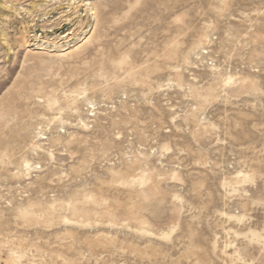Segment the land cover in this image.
I'll list each match as a JSON object with an SVG mask.
<instances>
[{
    "label": "rangeland",
    "instance_id": "rangeland-1",
    "mask_svg": "<svg viewBox=\"0 0 264 264\" xmlns=\"http://www.w3.org/2000/svg\"><path fill=\"white\" fill-rule=\"evenodd\" d=\"M0 264H264V0H0Z\"/></svg>",
    "mask_w": 264,
    "mask_h": 264
},
{
    "label": "bare ground",
    "instance_id": "bare-ground-1",
    "mask_svg": "<svg viewBox=\"0 0 264 264\" xmlns=\"http://www.w3.org/2000/svg\"><path fill=\"white\" fill-rule=\"evenodd\" d=\"M92 8V7H91Z\"/></svg>",
    "mask_w": 264,
    "mask_h": 264
}]
</instances>
